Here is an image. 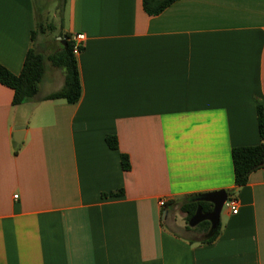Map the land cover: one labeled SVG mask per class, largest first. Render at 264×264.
I'll return each instance as SVG.
<instances>
[{"label":"crops","instance_id":"0c3cea01","mask_svg":"<svg viewBox=\"0 0 264 264\" xmlns=\"http://www.w3.org/2000/svg\"><path fill=\"white\" fill-rule=\"evenodd\" d=\"M57 21L61 44L85 36L79 99L44 98L64 82L54 66L21 104L0 83V264H264V167L235 187L230 154L264 144V0H175L156 15L142 0H62ZM35 26L34 0H0L14 74L43 47ZM220 189L236 213L222 207L200 243L180 206Z\"/></svg>","mask_w":264,"mask_h":264},{"label":"trees","instance_id":"16d2710c","mask_svg":"<svg viewBox=\"0 0 264 264\" xmlns=\"http://www.w3.org/2000/svg\"><path fill=\"white\" fill-rule=\"evenodd\" d=\"M175 0H142V7L148 15H156L165 9ZM36 30L31 31V39H34ZM69 34L62 35L64 44L59 49L47 55L46 58L54 67L61 68L64 72V82L60 89L47 94L45 99H63L67 102H76L81 95V83L79 79L78 67L75 55L71 50V43L67 40ZM45 56L30 47L24 57L19 73L14 74L0 64V83L12 89L11 103L21 104L26 99L33 97L39 87L45 71ZM257 125L259 137L264 140V117L262 106H257ZM105 141L110 148H117V139L114 135H107ZM231 161L233 166V181L235 187H239L247 182L250 172L264 167V144L260 143L252 146H238L231 149ZM121 167L123 170L129 169V160L126 154H120ZM230 196V192H227ZM122 194V190L111 192L110 195ZM199 195V194H198ZM201 206L203 212L212 209V204L206 201L185 200L180 206L185 212L186 228L203 232L205 237L199 240L200 243L212 242L220 232V224L215 230L210 231V223L207 220L199 222L194 227H190L187 222L194 214L197 206Z\"/></svg>","mask_w":264,"mask_h":264},{"label":"rangeland","instance_id":"374dc122","mask_svg":"<svg viewBox=\"0 0 264 264\" xmlns=\"http://www.w3.org/2000/svg\"><path fill=\"white\" fill-rule=\"evenodd\" d=\"M34 2L36 7V35L39 36L37 39L43 45L39 51L45 56V74H49L54 69L46 56L61 46L60 41L55 38L60 33L57 19L61 11L62 0H34ZM193 234L186 231L185 235L190 236Z\"/></svg>","mask_w":264,"mask_h":264},{"label":"water","instance_id":"95a60500","mask_svg":"<svg viewBox=\"0 0 264 264\" xmlns=\"http://www.w3.org/2000/svg\"><path fill=\"white\" fill-rule=\"evenodd\" d=\"M62 44H64V41H62ZM19 131L20 129L17 128L14 134V141L17 143L21 141V139L16 138V135L19 134ZM226 199L227 192L224 189L197 195L194 198V201L210 202L212 204V209L208 212H203L201 206L198 205L194 214L189 218L188 225L195 226L199 222L207 220L210 223V231L215 230L219 224L220 212L222 209V205Z\"/></svg>","mask_w":264,"mask_h":264},{"label":"built area","instance_id":"2783aa9c","mask_svg":"<svg viewBox=\"0 0 264 264\" xmlns=\"http://www.w3.org/2000/svg\"><path fill=\"white\" fill-rule=\"evenodd\" d=\"M67 40L71 43V50L74 55L78 54L83 46L85 36L82 33L69 34ZM16 197V195H15ZM158 204L160 207L165 205V200L159 199ZM222 207H227L232 213H236V200L234 198H228L224 201Z\"/></svg>","mask_w":264,"mask_h":264}]
</instances>
